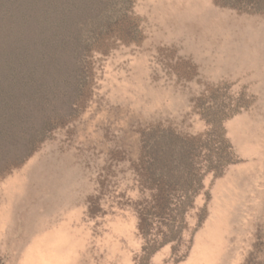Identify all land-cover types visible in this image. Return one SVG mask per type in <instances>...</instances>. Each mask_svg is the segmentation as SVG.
Returning a JSON list of instances; mask_svg holds the SVG:
<instances>
[{
  "label": "rangeland",
  "instance_id": "obj_1",
  "mask_svg": "<svg viewBox=\"0 0 264 264\" xmlns=\"http://www.w3.org/2000/svg\"><path fill=\"white\" fill-rule=\"evenodd\" d=\"M0 5V264H264V0Z\"/></svg>",
  "mask_w": 264,
  "mask_h": 264
},
{
  "label": "trees",
  "instance_id": "obj_2",
  "mask_svg": "<svg viewBox=\"0 0 264 264\" xmlns=\"http://www.w3.org/2000/svg\"><path fill=\"white\" fill-rule=\"evenodd\" d=\"M2 5H0V7H1ZM9 27L8 28H6L5 27V29L6 30H15L16 28H17V26L15 25V27H13L14 26V23H12L11 21H9V23L7 24Z\"/></svg>",
  "mask_w": 264,
  "mask_h": 264
}]
</instances>
